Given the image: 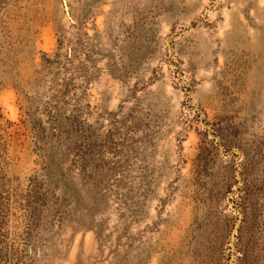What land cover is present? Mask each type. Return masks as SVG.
<instances>
[{
	"label": "rangeland",
	"instance_id": "rangeland-1",
	"mask_svg": "<svg viewBox=\"0 0 264 264\" xmlns=\"http://www.w3.org/2000/svg\"><path fill=\"white\" fill-rule=\"evenodd\" d=\"M0 264H264V0H0Z\"/></svg>",
	"mask_w": 264,
	"mask_h": 264
}]
</instances>
